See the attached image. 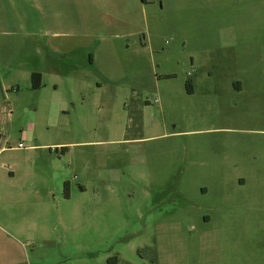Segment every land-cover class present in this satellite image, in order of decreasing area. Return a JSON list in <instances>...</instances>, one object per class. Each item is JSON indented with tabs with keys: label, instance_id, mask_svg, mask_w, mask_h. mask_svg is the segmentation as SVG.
Segmentation results:
<instances>
[{
	"label": "rangeland",
	"instance_id": "rangeland-1",
	"mask_svg": "<svg viewBox=\"0 0 264 264\" xmlns=\"http://www.w3.org/2000/svg\"><path fill=\"white\" fill-rule=\"evenodd\" d=\"M0 175V264H264V0H0Z\"/></svg>",
	"mask_w": 264,
	"mask_h": 264
},
{
	"label": "trees",
	"instance_id": "trees-1",
	"mask_svg": "<svg viewBox=\"0 0 264 264\" xmlns=\"http://www.w3.org/2000/svg\"><path fill=\"white\" fill-rule=\"evenodd\" d=\"M32 89L39 90L41 88V75L39 73H33L31 75ZM190 91V90H189ZM192 91H190L191 93Z\"/></svg>",
	"mask_w": 264,
	"mask_h": 264
},
{
	"label": "crops",
	"instance_id": "crops-1",
	"mask_svg": "<svg viewBox=\"0 0 264 264\" xmlns=\"http://www.w3.org/2000/svg\"><path fill=\"white\" fill-rule=\"evenodd\" d=\"M147 2V1H146ZM13 176V173H12V171H11V177ZM0 178H1V175H0ZM245 181H243V183H244ZM1 184H0V201L2 200V198H3V195L1 194ZM22 191H25V187H23L22 188ZM263 222V221H262ZM257 227L259 228V229H262L263 228V226L262 225H259V224H257Z\"/></svg>",
	"mask_w": 264,
	"mask_h": 264
},
{
	"label": "built area",
	"instance_id": "built-area-1",
	"mask_svg": "<svg viewBox=\"0 0 264 264\" xmlns=\"http://www.w3.org/2000/svg\"><path fill=\"white\" fill-rule=\"evenodd\" d=\"M19 147H22V145H19Z\"/></svg>",
	"mask_w": 264,
	"mask_h": 264
}]
</instances>
